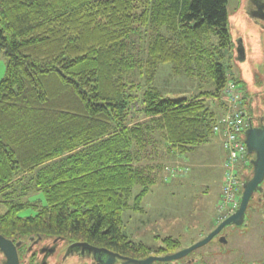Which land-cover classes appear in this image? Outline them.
<instances>
[{
	"label": "trees",
	"instance_id": "obj_1",
	"mask_svg": "<svg viewBox=\"0 0 264 264\" xmlns=\"http://www.w3.org/2000/svg\"><path fill=\"white\" fill-rule=\"evenodd\" d=\"M228 0H0V235L51 236L136 257L152 249L123 232L162 159L214 135L232 79ZM133 38H146L145 56ZM213 91L163 98L160 66ZM241 93L244 97L247 92ZM139 193L131 199L133 188ZM35 193L41 199L25 200ZM31 213V214H29Z\"/></svg>",
	"mask_w": 264,
	"mask_h": 264
},
{
	"label": "rangeland",
	"instance_id": "obj_2",
	"mask_svg": "<svg viewBox=\"0 0 264 264\" xmlns=\"http://www.w3.org/2000/svg\"><path fill=\"white\" fill-rule=\"evenodd\" d=\"M227 11L228 26L234 47L223 60L224 69L232 79L246 78V89L242 90L241 86V90L248 93V97L243 101L247 114L249 113L248 105L253 109L256 102L257 112L255 111V114L264 115V36L257 28L251 29L245 25L239 0H228ZM238 38L242 40L241 45L244 49V61L241 62L238 60L235 47ZM133 41L134 55L144 57L147 39L133 38ZM6 64L5 54L0 51V80L4 77ZM154 86L160 90L163 98L170 99L189 98L199 92L214 89L210 79L193 81L182 76H173L169 65L159 67ZM207 102L215 113L216 108H220L219 99H209ZM185 156L186 163L178 160L177 162L176 157L171 163L182 166L181 173L174 180L170 176L173 175L170 172L173 166L163 167L164 173L160 162L161 170L158 180L140 200L141 210L123 212V232L131 241L141 242L149 248L157 249L163 245L162 239L170 237L178 240L180 247L188 248L204 238L203 236L216 223H220L218 205L224 174L221 168L224 151L220 137L214 134L206 143ZM245 167L240 165L238 171L241 173ZM139 190V187L133 188L131 199L139 193ZM24 199L35 201L41 199V196L32 193ZM2 212L3 209L0 208V213ZM263 235L264 228L255 238L245 237L241 242H245V246H251L256 253L258 251L263 253ZM210 247L211 245L208 244L196 249L191 253V257H196L199 253L204 255ZM243 260L245 264L249 262L247 259ZM72 264H80V262L75 259Z\"/></svg>",
	"mask_w": 264,
	"mask_h": 264
},
{
	"label": "flooded vegetation",
	"instance_id": "obj_3",
	"mask_svg": "<svg viewBox=\"0 0 264 264\" xmlns=\"http://www.w3.org/2000/svg\"><path fill=\"white\" fill-rule=\"evenodd\" d=\"M239 2L241 3V16L245 25L251 29L257 28L264 36V0H239ZM241 42L242 40L238 38L235 44L236 49L241 48ZM241 54H244V51ZM239 57H241V55L238 56V58ZM247 97L248 96L244 97L242 95V101ZM247 110L249 112V127L257 129L262 128L264 126V115L260 113L255 114L257 112V103L255 102L253 109L248 105ZM252 111H254V114H252ZM252 160L253 157L248 154L247 165L239 174L237 208L239 206L243 186L253 178ZM230 215H228V217ZM218 224L219 223H216L207 235L213 231ZM263 228L264 180L250 194L242 224L240 226L232 224L224 227L219 234L208 243L211 247L204 255L199 253L196 257H191L192 251L188 255L175 261H152L150 264H245L243 259L249 261L246 264H264V252L261 253V251H258V253H256V251L252 250L251 246H245V242H241L245 237L255 238ZM12 242L14 244L19 243V246L16 248L18 264H72L75 259L78 260L80 264H135L134 261H141L148 257H163L185 249L180 247L172 253H151L145 257H136L110 249H106L110 255L95 253L93 250L94 248H105L86 242H70L62 238L51 236L30 235L20 240H13ZM76 244H86L92 249H86V247L82 246L79 247L76 246ZM0 264H7V259L1 251Z\"/></svg>",
	"mask_w": 264,
	"mask_h": 264
},
{
	"label": "built area",
	"instance_id": "obj_4",
	"mask_svg": "<svg viewBox=\"0 0 264 264\" xmlns=\"http://www.w3.org/2000/svg\"><path fill=\"white\" fill-rule=\"evenodd\" d=\"M225 103L223 114L213 126V133L221 139V146L226 154L224 174L222 178V193L218 205L220 220L237 209V196L239 195L238 167L247 165L248 153L244 144V131L249 127V116L245 111L240 87L228 82L222 93Z\"/></svg>",
	"mask_w": 264,
	"mask_h": 264
},
{
	"label": "water",
	"instance_id": "obj_5",
	"mask_svg": "<svg viewBox=\"0 0 264 264\" xmlns=\"http://www.w3.org/2000/svg\"><path fill=\"white\" fill-rule=\"evenodd\" d=\"M236 49L238 60L244 61L243 47ZM244 144L247 149V153L253 157L251 164L253 166V178L247 184L243 186L239 206L237 210L229 217L221 221L217 227L211 231L208 235L202 238L200 241L192 245L191 247L182 249L174 254L166 255L163 257H148L141 261H134L135 264H150L152 261L159 262H170L175 261L188 255L190 252L199 249L208 244L212 238H214L219 232L228 225L240 226L243 221L245 208L247 205L248 198L253 190L264 180V126L260 129L249 127L244 131ZM19 243L14 244L12 240L4 238L0 235V251L4 254L7 259V264H18V258L16 248ZM76 246L86 247V249H92L86 244H76ZM95 253H102L104 255H110L108 250L102 248H94Z\"/></svg>",
	"mask_w": 264,
	"mask_h": 264
},
{
	"label": "crops",
	"instance_id": "obj_6",
	"mask_svg": "<svg viewBox=\"0 0 264 264\" xmlns=\"http://www.w3.org/2000/svg\"><path fill=\"white\" fill-rule=\"evenodd\" d=\"M228 24H229V20H228ZM232 41H233V39H232ZM259 55V54H258ZM242 73V72H241ZM242 76V75H241ZM243 78V77H242ZM241 80V79H240ZM245 80H246V78L244 79L243 78V80H241L244 84H246L245 83ZM221 108L222 107H220V108H216V110H217V114H218V118L222 115V113H221ZM223 150V149H222ZM176 157V158H175ZM174 158L176 159V161L178 160V161H181V162H183V163H186V161H185V159H186V156L185 155H171L170 157H167V156H165L164 157V159L161 161V167H162V172H164V168L163 167H167V165H170L171 167L173 166V167H176L175 169L173 168H171V170H170V172L173 174V175H170L169 174V172H168V174L172 177L171 179L172 180H174L176 177H177V175L178 174H180L181 173V167L182 166H179L178 164L177 165H175V164H171V163H173L172 161L174 160ZM225 160H226V154H225V152H224V157H223V162L221 163V168H223V166H224V162H225ZM177 161V162H178ZM165 170H166V168H165ZM223 170V172H224V168L222 169ZM165 173V172H164ZM162 174V173H161ZM175 176V177H174ZM214 221V220H213ZM216 223V222H215ZM213 224H214V222H213ZM211 230V229H210ZM210 230H208L207 231V233L210 231ZM207 233L203 236V237H205L206 235H207ZM202 235V234H201ZM202 237V236H201Z\"/></svg>",
	"mask_w": 264,
	"mask_h": 264
}]
</instances>
